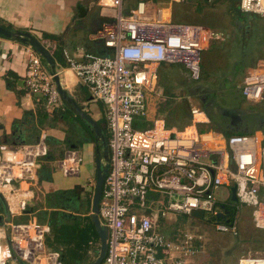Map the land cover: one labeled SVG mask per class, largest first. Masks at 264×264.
Wrapping results in <instances>:
<instances>
[{
  "label": "built area",
  "instance_id": "built-area-1",
  "mask_svg": "<svg viewBox=\"0 0 264 264\" xmlns=\"http://www.w3.org/2000/svg\"><path fill=\"white\" fill-rule=\"evenodd\" d=\"M103 22L93 33L105 49L80 50V58L63 49L66 67L102 102L110 150L99 200V218L107 229L101 264H187L204 252L203 235L182 231L170 238L159 228L167 214L191 216L194 211L218 232L238 234L240 204L252 207L253 223L264 228V134L261 131L224 134L202 129L210 119L199 106L190 107V123L169 127L161 118L148 123V94H156L157 68L180 63L193 80L200 78L201 52L212 36L197 23L172 20L169 6L138 0H100ZM242 13L264 16V0H238ZM220 38H222L220 36ZM78 49V48H77ZM25 92L47 110L62 109L53 73L35 49L26 45ZM240 91L247 101L264 99V62L243 76ZM0 193L8 210L23 212L33 197L26 184H35L39 158L47 154L46 134L16 147L0 146ZM82 157L66 149L56 161L65 176L80 172ZM16 182L17 184H14ZM235 187L223 199L215 191ZM236 213L225 220L227 208ZM198 215V216H199ZM49 226L35 219L9 224V243H0V264H63L61 252L45 245ZM5 236V235H4ZM264 259L241 256L234 264Z\"/></svg>",
  "mask_w": 264,
  "mask_h": 264
},
{
  "label": "crops",
  "instance_id": "crops-1",
  "mask_svg": "<svg viewBox=\"0 0 264 264\" xmlns=\"http://www.w3.org/2000/svg\"><path fill=\"white\" fill-rule=\"evenodd\" d=\"M97 3L98 8L94 6L92 8L91 1L87 0H0V24L12 31L19 30L30 33L45 47H47L51 53L58 42L62 48L64 47V49H68L73 56L76 55V58H80V50L95 54L105 53V49L101 42L93 37V33L103 22V15L100 8L101 1L98 0ZM235 3L234 12L231 15L234 19V24H231L233 25L232 28L226 29L228 33L221 36V40L225 37L233 38V36L236 37L238 35H241L242 37H240L245 39V37L250 34L249 26L246 24L245 20L247 18L249 19L251 15L257 14L240 12L238 8V0H235ZM167 6L171 9L170 4ZM197 24H201L208 29L212 37L215 36L216 28L209 29L202 23ZM2 36H0V146L6 145L8 147H16L22 144H31L36 142L40 134L44 132L46 134V141H56V143L62 147L61 151H65L69 148L77 149L83 160L81 168L84 170L83 164L87 167V170L85 168L84 174L81 176L80 173L76 176H64L55 167L56 161L60 158L59 153L54 156L51 153L49 154L47 150L46 156L39 158L40 166L37 169V181L35 184L24 185L31 191L33 197L30 199L27 208L23 212L12 213L8 210L7 202L4 196L0 193L4 200L3 203L0 199V222L3 221L8 226L7 230L3 225L0 226V243H8L10 223L28 222L33 219L36 220L37 211L33 209V205L37 199L43 203V208H46L45 201L47 193L65 190L68 191L67 195L71 198V196L74 195V193H71V190H73L77 185L80 186L81 180L86 179V182L88 184L90 183V177H94L95 175L96 141L92 140V138L87 135L79 121L74 116L75 113L69 104H65V101L62 100L64 106L63 109L67 107L68 111H66V113L71 114L69 115V117H71V121H75L76 124H78L77 126L79 127V130L84 131L83 135H85L79 136L78 143L73 144L74 146H69V148L64 146L63 141L65 140L66 135H68L65 132L66 129H64V124L66 122L61 119H58L55 122L51 120L53 112L59 109H52L51 111L45 109L44 106L36 103L33 100V96L27 94L23 87V76L26 69V55L24 48L29 44L14 37ZM49 36H53L54 39ZM86 42L91 43L92 49L89 50L85 47ZM243 44L244 48H246L247 45L245 43ZM208 46L209 41L207 42L204 50H206ZM247 50L248 51H245V54L244 51H241V55L247 56L253 53V56L250 64H248V68L245 69L243 75L240 77L241 81L244 74L249 69L256 67L261 62H264V38H262L257 44L253 43V45L250 46V49L248 48ZM42 61L46 68L51 71L47 63L43 59ZM55 63L56 71L60 77L61 86L68 90L79 104L86 93L89 95L88 100L94 99L87 87L79 82L78 78L69 68L66 67V65L63 66L56 60ZM168 64L174 63H162L157 68V73L161 67ZM186 71L188 72L187 69ZM241 81L238 84L239 87ZM155 85L158 92H156V94L150 93L147 96V120L149 123L155 118H161L169 127L181 128L187 125L191 120L189 112L190 107H201L200 105L195 104L189 106L187 102H181V100L191 99L193 101V97L198 95L202 98V96L206 94L208 96L202 98L204 105H206L208 101L210 102V98L213 96L209 88H199L198 86L193 87L191 90L187 91L186 94L183 93V95H176L177 93H173L172 89H166L163 85L158 83V74ZM194 94L196 95L194 96ZM38 107H41L49 114V124H38L36 116ZM201 108L205 110L204 107ZM84 110L98 123L97 116L92 114V112H90L87 108H84ZM224 111L225 114L229 115L233 113L236 121L233 122L231 120L230 124L226 126L222 133L226 131L234 133H248V131H246V127L239 126L240 118L238 114H235L233 110ZM179 125L182 126L179 127ZM200 127L202 129L213 128L219 131L211 120L209 124H203ZM256 130L262 132L260 128H257L254 131ZM81 177H83V179ZM14 184L17 183L14 182ZM260 196L264 199L263 191L260 192ZM7 217L16 219L23 218L24 220L21 221L18 219L20 221H11V219L7 220ZM187 223H191V220H188ZM49 247L53 248L51 246ZM190 260L191 258L188 260L187 264H189ZM234 263H236V261L227 264ZM9 264L25 263L22 261L13 263L11 261ZM243 264H264V259L256 260V262L254 260H248L243 262Z\"/></svg>",
  "mask_w": 264,
  "mask_h": 264
},
{
  "label": "rangeland",
  "instance_id": "rangeland-1",
  "mask_svg": "<svg viewBox=\"0 0 264 264\" xmlns=\"http://www.w3.org/2000/svg\"><path fill=\"white\" fill-rule=\"evenodd\" d=\"M91 1L93 6L98 8V0ZM138 0H124L127 7L133 6ZM157 6L171 5V17L175 22L180 23H202L209 29L216 28V34L209 39V46L201 52L200 69L201 74L198 80L190 78L184 66L180 63L168 64L158 70V83L166 89H172L173 93L183 95L193 87L209 88L213 94L210 98V104L204 105L201 97L198 95L191 99L181 100L192 104L200 105L205 108L206 114L212 121L214 126L221 132L230 124L231 118L225 114L224 110H233L239 115V126L246 127V131L252 132L257 128L264 130V99L258 103H253L244 99L241 94L240 77L243 75L248 64L252 60V54L247 56L241 55V51H248L253 43L257 44L264 38V16L251 15L246 19V24L249 26L250 34L241 38V35L233 36V38L220 39L228 33L226 29L232 28L234 19L231 16L235 9V0H146ZM125 6V7H126ZM232 9V10H231ZM251 30V31H250ZM237 32V31H236ZM241 36V37H240ZM243 39V40H242ZM245 43L247 46L244 48ZM85 47L92 49L91 43L86 42ZM246 49V50H244ZM89 95L86 93L80 101V105L87 108L97 116L98 124L105 128L106 138H109V131L106 126L104 117V106L102 102L95 99L88 100ZM85 102V103H84ZM69 113L67 116L69 118ZM64 129L68 134L73 144H77L79 136H85L84 131H80L75 121H65ZM150 123V122H149ZM57 125V124H55ZM182 125H179V127ZM63 129V130H64ZM263 132V131H262ZM72 143L65 147L74 146ZM47 150L52 155L56 156L62 147L56 141L49 140ZM97 146V145H96ZM99 149V156H102V147ZM110 153V150L108 149ZM96 154V153H95ZM84 170L87 167L84 165ZM83 168L80 167V176L84 174ZM79 175V174H78ZM65 176V175H64ZM83 179V177H81ZM95 177H90V183L86 179L80 181V188H76L74 195L65 201V207L60 208L61 212L67 218H74L77 222L83 225L87 222L91 214V200L94 189ZM227 188L220 187L215 191V197L219 200L229 193ZM78 195V196H77ZM39 200V199H37ZM252 207L246 204H240L237 212L236 226L239 230L238 236L227 232H218L214 229L212 222L207 221L201 215H184L181 213L167 214L165 220L160 219L159 228L169 236H176L182 231H191L193 233L201 232L204 236V252L191 258L189 264H227L237 261L241 256H264V228H258L254 225L251 216ZM11 221H22L23 218H6ZM191 220V223H187ZM36 221L45 223L41 220ZM47 224V223H46ZM8 229V226L2 221L0 226ZM48 225V224H47ZM49 226V225H48ZM47 236L50 240L53 239V230L49 226V232L45 235V245L47 246ZM52 244V241H51ZM61 250V259L63 264H89L94 260L99 248V239L93 241L84 259L75 263L65 257V251Z\"/></svg>",
  "mask_w": 264,
  "mask_h": 264
},
{
  "label": "trees",
  "instance_id": "trees-1",
  "mask_svg": "<svg viewBox=\"0 0 264 264\" xmlns=\"http://www.w3.org/2000/svg\"><path fill=\"white\" fill-rule=\"evenodd\" d=\"M137 2V1H136ZM126 6V5H125ZM126 8H129L126 6ZM46 35V34H43ZM0 36H2L0 34ZM3 37V36H2ZM53 37V36H49ZM54 39V37H53ZM63 49L62 46H60L59 42L57 45H55V48L52 50L53 58L61 65H66L65 58L63 55ZM65 62V64H64ZM66 104V102H65ZM64 108V106H63ZM41 107H38V110L36 112L37 121L39 125H44L45 123H48L49 120V114L46 113L43 109L41 110ZM53 112L51 120L54 122L58 119L69 121L71 117L68 118L66 111L67 107L65 109H60ZM74 112V110H73ZM75 113L76 119L79 121L80 125L83 127L84 131L87 133L89 137L94 140V134L93 131L86 126L83 119ZM106 120V119H105ZM104 132L105 128H103ZM262 130V129H261ZM263 134H264V130ZM234 132L226 131L224 134L228 135ZM106 134V133H105ZM48 139V138H47ZM48 143V141H46ZM66 143V145H69L72 143L71 139L69 137H66L63 141ZM78 142V141H77ZM73 144V143H72ZM97 146H100L99 142H96ZM69 148V147H68ZM64 151V150H63ZM63 151H59V156L61 157L63 154ZM50 154V153H49ZM46 156V155H45ZM76 188H80L78 185L71 190V193L75 192ZM68 191L65 190H58L55 192L47 193L46 194V208H43V203L41 201H35V204L33 205V209L36 210L37 218L38 220H41L45 223H47L51 229L53 230V239L50 240L47 236V246H51L57 250H60L59 246H63L62 248L65 251V257L68 260H72L75 263L82 259H84L88 248L91 246L93 241H97L99 239L96 230L94 228V225L91 220V216L88 217L87 222H85L83 225H81L79 222H77L74 218H67L64 213L61 212L60 208H64L65 206V200H67ZM227 214L224 218L225 220L229 219V221H232L234 218H236V213L233 211L230 207L226 209ZM239 234V233H238ZM235 235V236H238ZM167 235V233H166ZM169 236V235H168ZM170 238H174V236H169ZM52 241V244H51Z\"/></svg>",
  "mask_w": 264,
  "mask_h": 264
},
{
  "label": "water",
  "instance_id": "water-1",
  "mask_svg": "<svg viewBox=\"0 0 264 264\" xmlns=\"http://www.w3.org/2000/svg\"><path fill=\"white\" fill-rule=\"evenodd\" d=\"M0 34L5 37H14L17 38L25 43H28L32 46L35 51L42 57V59L47 63L50 67L51 72L53 73V80L56 84L58 92L62 98L69 106L71 107L76 114H78L86 124L88 128L93 131L94 140L99 142L102 147V156H99V149L96 147V155H95V182H94V189L92 194L91 200V220L96 230V233L99 237V248L97 255L95 256L94 260H92L89 264H101L105 253H106V240H107V229L101 224L99 218V200L102 191V184L105 177V174L108 170V146H107V138L105 133L103 132L102 127L94 120L85 110L84 108L74 99L72 94L64 89L60 83V77L58 72L56 71V63L55 59L53 58L52 53L45 47L36 37L31 35L28 32H22L19 30L12 31L0 24ZM0 199L4 203L3 197L0 194ZM235 196V187L231 188V200L236 201ZM27 211V210H26ZM227 210L224 212H220L218 216L224 215ZM193 215L198 216L199 212L194 211ZM9 243V242H8ZM54 249V248H52Z\"/></svg>",
  "mask_w": 264,
  "mask_h": 264
},
{
  "label": "flooded vegetation",
  "instance_id": "flooded-vegetation-1",
  "mask_svg": "<svg viewBox=\"0 0 264 264\" xmlns=\"http://www.w3.org/2000/svg\"><path fill=\"white\" fill-rule=\"evenodd\" d=\"M206 96H208V95H203L202 96V98H205ZM209 103V101L206 103V104H208ZM210 104V103H209ZM227 115H229V114H227ZM229 117L231 118V120L234 122V121H236V118H235V116H234V114L233 113H231L230 115H229ZM97 147V146H96ZM108 159H109V152H108ZM78 196V195H77ZM69 199V197H67V200ZM67 200H65L66 202H67Z\"/></svg>",
  "mask_w": 264,
  "mask_h": 264
}]
</instances>
